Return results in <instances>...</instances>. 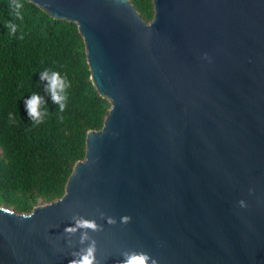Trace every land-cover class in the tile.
Here are the masks:
<instances>
[{
  "label": "water",
  "instance_id": "95a60500",
  "mask_svg": "<svg viewBox=\"0 0 264 264\" xmlns=\"http://www.w3.org/2000/svg\"><path fill=\"white\" fill-rule=\"evenodd\" d=\"M28 1L77 24L111 106L62 197L0 205V264H70L79 217L100 264H264V0H153L150 22L130 0Z\"/></svg>",
  "mask_w": 264,
  "mask_h": 264
},
{
  "label": "trees",
  "instance_id": "16d2710c",
  "mask_svg": "<svg viewBox=\"0 0 264 264\" xmlns=\"http://www.w3.org/2000/svg\"><path fill=\"white\" fill-rule=\"evenodd\" d=\"M130 1L152 21L153 0ZM21 2L22 21L9 15L10 0H0V205L29 213L64 195L76 162L85 158L87 133L102 128L111 103L92 82L77 24ZM7 20L17 25L15 36L8 34ZM45 69L66 74L71 82L63 113L40 80ZM33 93L43 96L51 110L40 124L30 120L25 107Z\"/></svg>",
  "mask_w": 264,
  "mask_h": 264
},
{
  "label": "clouds",
  "instance_id": "9594fccd",
  "mask_svg": "<svg viewBox=\"0 0 264 264\" xmlns=\"http://www.w3.org/2000/svg\"><path fill=\"white\" fill-rule=\"evenodd\" d=\"M10 8V16H14V18L21 21L24 19L25 11L21 0H10ZM4 25L8 29V34L15 36L17 25L11 20L5 21ZM205 56H207V54H205ZM40 80L43 82L46 81L45 92L50 95L52 103L58 106V111L63 113L68 106L69 89L71 87V82L68 80L67 75H62L59 71L52 69H45L40 73ZM25 107L30 120L34 124L43 123L45 119L49 117L51 112L45 98L36 93H33L25 100ZM9 119L14 120L15 117L10 115ZM59 119L62 121L63 117L61 116ZM241 205L245 206L243 201H241ZM74 219L75 224L67 227L65 231L71 234L80 231V243L84 245V247L72 253L75 258L70 261V264H100L96 255V241L89 233L101 230L102 226H98L94 220L87 218L79 217ZM108 219L109 223L116 222L112 217H109ZM130 220V216H124L121 218V222L125 224ZM122 255L124 259H122L119 264H157V261L153 259L149 253L142 251L137 252L128 250Z\"/></svg>",
  "mask_w": 264,
  "mask_h": 264
}]
</instances>
